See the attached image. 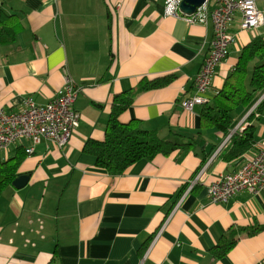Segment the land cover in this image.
Returning <instances> with one entry per match:
<instances>
[{
    "label": "crops",
    "instance_id": "crops-1",
    "mask_svg": "<svg viewBox=\"0 0 264 264\" xmlns=\"http://www.w3.org/2000/svg\"><path fill=\"white\" fill-rule=\"evenodd\" d=\"M166 0H0L4 14L17 15L21 31L0 43V109L18 111L27 96L46 105L64 86L66 68L83 89L75 104L80 126L59 148L43 140L26 155L21 189L8 187L0 198V264H264V193H238L214 204L208 187L236 173L264 144V114L252 121L239 112L229 136L200 129L197 109L181 107L192 93L213 40V25H188L165 16ZM264 12V0H257ZM236 14L230 27L235 42L217 69L208 96L213 99L242 50L264 26L244 30ZM172 78L169 85L140 90L147 81ZM133 102L122 116L136 120L164 141L192 144L170 157L132 165L123 175L96 168L84 153L90 140L103 141L121 93ZM254 126V145L225 162L230 136ZM29 141L6 150L8 161L26 153ZM202 182L191 183L202 169ZM230 229L242 232L222 259L211 252Z\"/></svg>",
    "mask_w": 264,
    "mask_h": 264
},
{
    "label": "trees",
    "instance_id": "trees-1",
    "mask_svg": "<svg viewBox=\"0 0 264 264\" xmlns=\"http://www.w3.org/2000/svg\"><path fill=\"white\" fill-rule=\"evenodd\" d=\"M21 23L17 15L8 16L0 10V43H11L21 31ZM172 78H159L147 81L140 90L148 91L162 88L170 84ZM132 93H121L113 100V107L103 141L90 140L86 143L84 153L95 158L96 168L111 175H123L128 169L141 160H150L156 156L170 157L176 152L185 151L192 144L179 145L164 141L155 131H146L136 120L124 122L122 116L132 105ZM254 108V109H253ZM251 114L247 118L252 121L256 116L264 114V39L255 38L246 46L238 59L236 67L230 72L223 87L206 105L197 108L200 116V129H216L229 136L236 125L239 112ZM255 127L237 132L230 138V146L221 155L225 162L241 157L254 145ZM26 153L18 151L8 161L0 159V198L5 190L12 186L18 177L19 168ZM257 229H230L212 250L215 259L227 256L238 243L242 232L253 235ZM49 264H60L57 251Z\"/></svg>",
    "mask_w": 264,
    "mask_h": 264
},
{
    "label": "built area",
    "instance_id": "built-area-1",
    "mask_svg": "<svg viewBox=\"0 0 264 264\" xmlns=\"http://www.w3.org/2000/svg\"><path fill=\"white\" fill-rule=\"evenodd\" d=\"M181 2L182 0H166L165 16L183 19L188 25L212 23L214 33L210 51L195 79L193 91L181 101V107L186 112L193 113L198 107L211 101L208 92L213 78L235 42L230 27L236 14L241 15L242 29L256 34L264 26V12L259 10L257 0H207L195 14L186 15L180 10ZM64 75V86L46 105H37L32 96H27L23 108L18 111L0 109L1 150L22 141H29L31 145L26 149V154L30 156L43 140H48L59 148L69 143L80 126L81 118L75 110V104L83 89L77 85L66 68ZM205 172L206 168L202 169L191 183V188L203 181ZM241 192L264 193V144L252 161L234 174L221 175L208 187V197L214 204H225Z\"/></svg>",
    "mask_w": 264,
    "mask_h": 264
},
{
    "label": "water",
    "instance_id": "water-1",
    "mask_svg": "<svg viewBox=\"0 0 264 264\" xmlns=\"http://www.w3.org/2000/svg\"><path fill=\"white\" fill-rule=\"evenodd\" d=\"M206 1L207 0H182L180 4V10L186 15H193L197 12V9L200 8ZM252 110L250 111V113L252 112ZM29 180V176L22 175L17 177L12 185L18 189H21L28 184Z\"/></svg>",
    "mask_w": 264,
    "mask_h": 264
}]
</instances>
